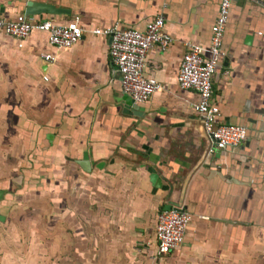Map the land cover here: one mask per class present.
<instances>
[{
	"label": "crops",
	"instance_id": "obj_1",
	"mask_svg": "<svg viewBox=\"0 0 264 264\" xmlns=\"http://www.w3.org/2000/svg\"><path fill=\"white\" fill-rule=\"evenodd\" d=\"M28 1L0 0V12L16 18ZM31 1L70 9L50 18L79 17L87 30L163 16L174 42L149 52L145 74L163 89L137 117L124 112L110 37L57 48L43 32L23 45L0 35V264H264V8L233 1L213 80L220 122L249 136L207 155L199 94L178 75L187 43L211 46L222 0ZM170 204L192 222L182 246L159 255Z\"/></svg>",
	"mask_w": 264,
	"mask_h": 264
},
{
	"label": "built area",
	"instance_id": "obj_2",
	"mask_svg": "<svg viewBox=\"0 0 264 264\" xmlns=\"http://www.w3.org/2000/svg\"><path fill=\"white\" fill-rule=\"evenodd\" d=\"M234 0H222L217 20L212 28L211 46L205 48L194 43H187L178 81L184 90H196L199 99L194 105L206 136L211 143L210 152L236 148L249 136V129L239 124L221 123V108L213 100L214 76L225 58L223 50L224 36L229 23ZM264 8L262 0H250ZM57 23L50 18H29L20 13L16 18H8L0 12V35L6 34L18 39L23 45L33 32L48 34L49 41L57 48H71L86 34L111 38L109 55L119 67L121 83L126 94L136 103L145 104L157 92L162 84L154 77L145 74L148 55L158 46L167 50L174 38L166 31V20L158 16L149 22L145 29L124 28L119 24L108 28L85 29L78 20ZM47 61H52L51 54H45ZM192 222V215L186 208L173 207L163 210L158 219L157 244L158 254L167 255L179 249L185 241L186 232Z\"/></svg>",
	"mask_w": 264,
	"mask_h": 264
},
{
	"label": "water",
	"instance_id": "obj_3",
	"mask_svg": "<svg viewBox=\"0 0 264 264\" xmlns=\"http://www.w3.org/2000/svg\"><path fill=\"white\" fill-rule=\"evenodd\" d=\"M29 18H47V17H57L58 15H71L72 11L67 8L58 7L53 3L49 2H37V1H28L25 6V12H24ZM20 14V13H19ZM47 16V17H45ZM50 18V19H51ZM119 69V67H118ZM124 112L129 115H134L137 117H144L145 116V108L142 106V104L136 103V101L130 96L126 95L125 97V106H124ZM241 125V124H239ZM245 126V125H243ZM247 127V126H246ZM248 128V127H247ZM249 129V128H248ZM209 140V139H208ZM211 143L210 140L208 141L207 146V155H214L215 152H210ZM152 180L159 184V176L156 171L152 174ZM3 192H0V194ZM1 197V196H0ZM173 207H183L181 205H175L170 204L167 209H172Z\"/></svg>",
	"mask_w": 264,
	"mask_h": 264
}]
</instances>
